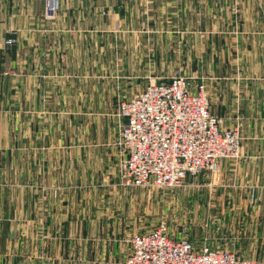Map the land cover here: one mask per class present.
<instances>
[{"label":"crops","instance_id":"1","mask_svg":"<svg viewBox=\"0 0 264 264\" xmlns=\"http://www.w3.org/2000/svg\"><path fill=\"white\" fill-rule=\"evenodd\" d=\"M45 6L0 0V264H121L146 227L122 219L117 104L175 70L240 129L213 175L217 233L264 264V0Z\"/></svg>","mask_w":264,"mask_h":264},{"label":"built area","instance_id":"2","mask_svg":"<svg viewBox=\"0 0 264 264\" xmlns=\"http://www.w3.org/2000/svg\"><path fill=\"white\" fill-rule=\"evenodd\" d=\"M59 8L60 0H46L44 17L54 19ZM116 113L123 121L115 144L126 187H179L187 176L214 171L222 160L240 156V129L224 128L211 113L206 83L192 85L182 72L120 98ZM123 264L258 263L219 243L197 245L178 237L162 222L132 236Z\"/></svg>","mask_w":264,"mask_h":264},{"label":"rangeland","instance_id":"3","mask_svg":"<svg viewBox=\"0 0 264 264\" xmlns=\"http://www.w3.org/2000/svg\"><path fill=\"white\" fill-rule=\"evenodd\" d=\"M177 73L179 71L175 70L168 75L172 77ZM218 170L219 166L205 176L202 173L189 175L182 186L175 188L127 187L123 222L126 227H146V231L165 222L174 235L191 239L197 245L205 241L219 243L225 249L235 250L240 256L256 260L251 254L253 249L240 248L230 235L217 233L224 221L214 205L215 192L222 191L213 176ZM37 249H33L36 255Z\"/></svg>","mask_w":264,"mask_h":264}]
</instances>
